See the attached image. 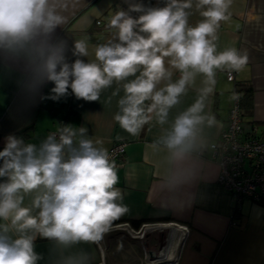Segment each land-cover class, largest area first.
I'll return each instance as SVG.
<instances>
[{
    "label": "crops",
    "instance_id": "1",
    "mask_svg": "<svg viewBox=\"0 0 264 264\" xmlns=\"http://www.w3.org/2000/svg\"><path fill=\"white\" fill-rule=\"evenodd\" d=\"M192 2L193 7L186 10L190 13L189 26L203 19L196 8L197 0ZM54 3L65 22L56 28L50 42H63L66 61L71 64L77 58L99 63L95 60V48L119 42L116 29L108 27V20L117 10L128 11L129 5L135 3L163 7L167 0ZM141 14L130 13L133 18ZM228 17L220 22L216 33L217 51L235 47L248 55L241 70L231 71L234 81L226 78L230 70H217L214 84H208L202 74H197L179 102L169 109L164 122L160 123L157 114L151 113L149 122L136 135L126 132L114 120L120 112L119 101L125 95L124 84L134 76L113 80L101 90L97 101L77 99L70 88L67 95L54 100V83L36 80L23 53L0 49V150L9 135L22 138L25 144H34L39 150L48 133L65 127L76 131L73 141L77 144L80 139H91L96 147L109 150L116 142L125 143L116 165L119 182L115 187L121 191L122 203L129 211L97 241L65 247L37 234L34 251L41 257L37 264H72L74 259L82 264H264V205L245 198L236 200L222 190L216 181L218 168L209 151L210 144L218 140L225 128L235 84H246L252 89L249 103L242 107L243 113L240 106L244 130L255 127L257 137L264 139V0H233ZM77 40L86 42L87 56L73 55ZM169 59L166 58V68L172 73L171 81L162 80L157 90L181 76L168 63ZM208 87L211 92L204 93L203 89ZM198 99L204 104L202 115L215 120L209 124L206 119L198 126L192 146L183 154L174 155L164 138L175 119ZM150 103L146 101L145 108ZM81 127L86 129L83 136L79 133ZM5 182L7 177H0V183ZM20 194L24 197L21 206L31 207L41 190ZM38 212L39 209H33L32 214ZM143 224L153 229L143 237H133L134 230ZM0 235L15 240L20 233L10 219H0ZM165 252L167 258H161Z\"/></svg>",
    "mask_w": 264,
    "mask_h": 264
},
{
    "label": "clouds",
    "instance_id": "2",
    "mask_svg": "<svg viewBox=\"0 0 264 264\" xmlns=\"http://www.w3.org/2000/svg\"><path fill=\"white\" fill-rule=\"evenodd\" d=\"M232 2L197 0L196 8L203 19L195 26H189L190 13L186 11L193 7L192 0H167L163 7L130 4L128 11L117 10L108 20L119 42L95 48L99 63L77 58L70 64L63 42H50L56 28L65 22L54 0H0V49L23 53L36 80L54 83V100L67 95L70 88L77 99L97 101L101 90L113 80L134 76L124 84L125 95L114 120L136 135L149 122L151 113L163 123L197 74L214 84L217 70L239 71L247 64L246 51L228 47L218 52L215 43L220 22L229 18ZM131 12L142 14L133 18ZM88 54L86 42L77 40L73 55ZM166 58L181 76L157 90L162 80L171 81ZM211 90L208 87L203 92ZM203 111L204 104L198 99L175 119L164 138L174 155L192 146L198 126L206 119L209 124L215 120L202 115ZM85 132L83 127L79 129L81 136ZM76 135L74 129L65 127L59 142L54 134L49 135L39 150L15 135L6 137L0 150V177H7V182L0 183V219H10L20 236L10 240L0 235V264H37L41 258L34 251L37 234L65 247L97 241L129 211L115 187L119 176L108 150L96 147L91 139H80L78 147H73ZM34 190H41V194L33 199L32 206H21L24 197L20 193ZM33 209H39L38 215L32 214ZM72 264L82 261L74 259Z\"/></svg>",
    "mask_w": 264,
    "mask_h": 264
},
{
    "label": "built area",
    "instance_id": "3",
    "mask_svg": "<svg viewBox=\"0 0 264 264\" xmlns=\"http://www.w3.org/2000/svg\"><path fill=\"white\" fill-rule=\"evenodd\" d=\"M226 78L234 81V73L227 72ZM238 100L239 94L235 91L233 105L227 113L225 128L220 131L218 140L209 146L210 159L217 165L216 181L222 190L231 194L236 200L245 198L253 202H262L264 201V139L257 137L255 127L248 131L244 130ZM62 129L48 134H54L59 142ZM124 146V142H116L108 150L109 158L115 162V165L122 157ZM73 147H78L74 141ZM67 151L66 148L65 158ZM151 229L153 228L148 224H143L139 229L134 230L132 236L143 237V234Z\"/></svg>",
    "mask_w": 264,
    "mask_h": 264
},
{
    "label": "trees",
    "instance_id": "4",
    "mask_svg": "<svg viewBox=\"0 0 264 264\" xmlns=\"http://www.w3.org/2000/svg\"><path fill=\"white\" fill-rule=\"evenodd\" d=\"M250 88L251 87L246 84H235L234 90L239 93L240 100L238 102H240L241 110L242 107L246 108V105L249 103L248 100H250L252 94V89ZM258 203L264 205V201Z\"/></svg>",
    "mask_w": 264,
    "mask_h": 264
},
{
    "label": "bare ground",
    "instance_id": "5",
    "mask_svg": "<svg viewBox=\"0 0 264 264\" xmlns=\"http://www.w3.org/2000/svg\"><path fill=\"white\" fill-rule=\"evenodd\" d=\"M167 253L165 252V253H162V257L161 258H167Z\"/></svg>",
    "mask_w": 264,
    "mask_h": 264
}]
</instances>
